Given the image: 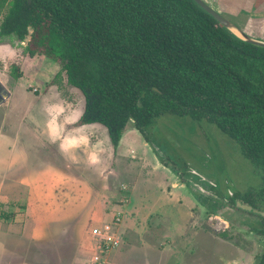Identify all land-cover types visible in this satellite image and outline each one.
<instances>
[{
	"label": "rangeland",
	"instance_id": "obj_1",
	"mask_svg": "<svg viewBox=\"0 0 264 264\" xmlns=\"http://www.w3.org/2000/svg\"><path fill=\"white\" fill-rule=\"evenodd\" d=\"M27 43L0 38V81L10 92L0 105V233L1 244L9 243L0 264H86L81 257L93 248L90 229L116 217L122 244L109 257L112 264L258 263L261 217L229 197L263 182L235 141L207 120L165 115L147 127L150 141L130 121L114 147L108 132L79 124L83 97L56 61L29 56ZM43 134H69L86 149L98 147L108 165L113 147L114 175L103 177L91 166L83 172L81 160L60 157L57 140L43 145L49 139ZM15 153L37 172L66 174L51 185L35 180L39 185L20 187L22 172L8 168L16 165ZM259 208L264 212V201ZM14 236L21 238L18 246Z\"/></svg>",
	"mask_w": 264,
	"mask_h": 264
},
{
	"label": "trees",
	"instance_id": "obj_2",
	"mask_svg": "<svg viewBox=\"0 0 264 264\" xmlns=\"http://www.w3.org/2000/svg\"><path fill=\"white\" fill-rule=\"evenodd\" d=\"M0 15V38L25 41L32 29L28 55L60 65L84 99L79 124L105 127L114 147L130 121L148 141L147 127L161 116L215 124L263 182L229 203L260 209L264 48L234 36L193 0H0Z\"/></svg>",
	"mask_w": 264,
	"mask_h": 264
},
{
	"label": "crops",
	"instance_id": "obj_3",
	"mask_svg": "<svg viewBox=\"0 0 264 264\" xmlns=\"http://www.w3.org/2000/svg\"><path fill=\"white\" fill-rule=\"evenodd\" d=\"M213 9L221 13L224 17L232 20L235 24H237L242 30L250 34L251 36L264 40V0H206ZM49 104L50 101H49ZM53 105V104H52ZM70 117V116H69ZM71 118V117H70ZM72 120V119H71ZM72 124V122H71ZM87 129H93L95 131H102L103 133H107V129L99 124H89L85 125ZM42 139L49 138L47 142H44L43 145L51 147V144L54 140H57V143H55V147L57 152L59 153L60 157H66L68 160L71 159H78L83 162V168L81 169L83 172L87 171V167L91 166L92 171L91 172H97V174L105 175L106 173H112L114 175V169H112L113 160L116 158L118 152L114 150L113 147L110 149L111 156L109 158V165L102 163L101 159V151L98 147L89 150L82 146V143H80L77 139L72 137L69 134H43ZM106 135V134H104ZM69 157V158H68ZM12 159L15 160L16 165L9 164V169H12L13 166L15 170H19L22 172L21 178H20V184L19 186H34L39 185V183L34 184L35 180H44V184L51 185L54 184L56 181L55 177H58L59 174H66L63 171L53 169L44 172L40 171L37 172V169L35 167H32L30 161L27 159H23L21 155L15 153L14 156H12ZM11 159L7 160L9 162ZM6 165V163H5ZM160 167H163L160 164ZM21 168V169H20ZM63 172V173H62ZM70 177H77V174L74 172H69ZM67 174V175H69ZM106 176V175H105ZM104 177V176H103ZM80 179H83V177ZM80 179L75 180L76 185L79 183ZM84 180V179H83ZM57 182V181H56ZM42 183V184H43ZM81 183V182H80ZM3 184L5 185V182L0 181V187H3ZM41 184V185H42ZM126 186V185H125ZM4 196V195H3ZM6 200V199H5ZM180 234V233H179ZM188 233L186 232L185 235ZM0 250L4 249L3 247H6L8 244L5 245L1 244L4 239V234L0 233ZM175 235H178L175 233ZM180 236V235H179ZM18 240V236H14L13 240ZM21 240V238L19 239ZM17 241V246L18 242ZM182 238H176V242L181 245ZM20 243V242H19ZM22 243V242H21ZM113 254L111 255V257ZM113 262V261H112Z\"/></svg>",
	"mask_w": 264,
	"mask_h": 264
},
{
	"label": "built area",
	"instance_id": "obj_4",
	"mask_svg": "<svg viewBox=\"0 0 264 264\" xmlns=\"http://www.w3.org/2000/svg\"><path fill=\"white\" fill-rule=\"evenodd\" d=\"M120 217H116L113 222H105L101 225L90 229V237L92 238L90 257H81L86 264H112L109 257L117 252L122 244L119 233Z\"/></svg>",
	"mask_w": 264,
	"mask_h": 264
},
{
	"label": "water",
	"instance_id": "obj_5",
	"mask_svg": "<svg viewBox=\"0 0 264 264\" xmlns=\"http://www.w3.org/2000/svg\"><path fill=\"white\" fill-rule=\"evenodd\" d=\"M200 8H202L205 12L210 14L223 28L231 32L234 36L239 38L242 41L247 43L256 45L258 47L264 48V40L257 39L244 30H242L237 24H235L232 20L224 17L221 13L212 8V6L206 0H193ZM32 33V29L29 28L28 35L26 36V40H30ZM10 97V92L8 89L2 84L0 81V105H2L6 100ZM160 157L163 155L157 151ZM170 165V164H169ZM236 207L240 210L250 212L254 215H260L264 217V212L258 210L257 208L251 206L248 203H243L238 201L236 203Z\"/></svg>",
	"mask_w": 264,
	"mask_h": 264
},
{
	"label": "flooded vegetation",
	"instance_id": "obj_6",
	"mask_svg": "<svg viewBox=\"0 0 264 264\" xmlns=\"http://www.w3.org/2000/svg\"><path fill=\"white\" fill-rule=\"evenodd\" d=\"M233 194H234V193H233ZM231 196H232V195H231ZM238 201H240V200H237V202H238ZM237 202H236V203H237ZM241 202H242V201H241ZM243 203H244V202H243ZM235 206H236V205H235ZM257 209H258V208H257ZM258 210H260V209H258ZM224 222H225V221H224ZM225 223L227 224V222H225ZM227 227H228V225H226V228H227Z\"/></svg>",
	"mask_w": 264,
	"mask_h": 264
}]
</instances>
